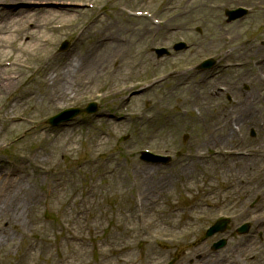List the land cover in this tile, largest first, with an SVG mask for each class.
I'll return each mask as SVG.
<instances>
[{"label": "rangeland", "instance_id": "obj_1", "mask_svg": "<svg viewBox=\"0 0 264 264\" xmlns=\"http://www.w3.org/2000/svg\"><path fill=\"white\" fill-rule=\"evenodd\" d=\"M255 1L260 3L254 5ZM25 4L22 2L12 4V0H0V9H21L23 6H29L32 12L42 11L45 15L53 17L64 9L72 12V19L65 25L61 19L48 22L51 26L59 24L62 27L49 29L48 43L42 49L45 55L53 51L61 58L73 56L71 54H74L75 50L82 51L85 46L94 42L95 33L102 30L105 31V35L113 34L127 42L133 40L136 45L130 55L135 62L141 60L148 62V59H151V62L144 69V73L135 80L141 82L138 85H132L133 82L127 79L125 83L118 82L113 93L108 95L103 94L104 88L97 93L71 97L56 109L33 115L27 125L11 133L4 145L0 146L1 157L11 161L16 152V144L32 131L44 128L52 134H59L62 130L72 127L71 125L76 127V144L69 145L57 155L51 165L55 170L60 171L62 176L60 186L65 189L62 199H70V203L65 205L59 202L55 205L40 206L37 213L39 221L36 223L25 218L24 231L29 235L27 242L21 244V240L18 239L16 242L21 244V247H15L9 253L0 249V264L62 262L73 264L75 258L79 259L76 264H96L100 260L104 262L101 264H119L121 260L130 264H166L171 260L175 263L177 260L175 264H182L183 257L189 255H192L193 262L187 260L185 264H224L225 261H228L225 264H229L232 258L236 260L232 264H264V219L263 214L261 215L264 206V159L259 156L262 149L257 145L264 143L262 136L264 127L260 123L256 124L258 127L254 129L259 131V137L252 140L250 128L240 121V118H245L250 113L255 114L253 120L256 123L264 121L262 101L264 82L257 83L255 80L260 76V72H264L256 68L257 61L261 60L257 59L258 55L264 54V48L260 45L261 40L264 39V0H35L29 5ZM237 5L250 6L252 8L250 14L240 20L227 23L225 9H232ZM167 7H170L168 14H166ZM137 11L148 12L150 15L140 17L131 14ZM147 23L149 26H146ZM164 23L166 27H159ZM145 27L148 31L142 30ZM88 29L92 32L90 35L85 33ZM34 30L31 27L28 31ZM64 40H68L71 45L65 51H60L59 46ZM181 40L190 48L179 52L173 51L172 45ZM160 46L170 48L171 54L158 57L155 48ZM215 55L224 56L220 58L222 64L244 60L247 64L242 69H229L227 74L196 69L201 60ZM243 56L247 57L243 58ZM28 65L29 68L24 70L25 76L38 78L41 73L40 64L31 61ZM13 67L15 71H20L17 66ZM203 73L206 75V81L217 83L213 93L206 91V88L200 84L194 87L193 82ZM178 74L184 75L177 77ZM144 82L148 83L143 84ZM191 85L199 101L190 100L192 96L188 88ZM245 85L250 86V89L253 88L252 91L255 93H261L258 98L262 103L256 104L254 109H250L249 105L244 106L246 108L233 109L236 102L229 101L227 95L235 99L242 98L245 91L241 87ZM226 86L229 88L226 89ZM143 93H146L144 97L134 100ZM163 96H167L164 101H162ZM92 101L97 102L99 106L95 114L83 113L66 125L58 127H52L47 122L48 118L66 108L85 107ZM158 102L167 106L166 110L162 109L161 112L170 118L169 124H162V119H157L155 126H152L151 122L145 123L137 119L138 113ZM202 102L211 108L207 109L206 114L198 111L204 106ZM3 104L4 102H0V109ZM154 112L153 106L150 113ZM197 114L203 117V124L206 125L219 123L221 120L231 122L230 128L234 130L240 148L245 149V153L250 157L254 155L261 158L259 164L248 167L250 172L243 183L233 182L230 177L234 174L227 171V165L216 163V158H225L226 162L234 159L224 150L229 145H234L233 142L228 143L224 139H219L220 134L213 137L216 138L213 142L216 148L205 149V155L200 160L202 166H187L189 161L187 157L194 152L195 143L205 138L202 128L191 121V117ZM182 116L188 120H181ZM152 130L158 131L155 139L140 140V136L149 135ZM100 133L107 136L106 144L94 152L92 157L96 163H99L107 154L113 153L114 158L123 166V177L129 182L132 172L128 162L132 158L140 166L157 165L169 175L175 174L179 169L194 173L193 189L189 190L188 187L192 186L194 181L188 183L182 175H179L178 182L171 187L170 195L154 211L157 214L152 216L151 213L157 225L160 224L159 220H166L169 216V221L182 226L181 229L184 230L182 234L161 236L142 230L137 214L129 212L130 207L135 203L133 199L137 196L136 191L127 187L118 188L116 193L102 194L101 204L107 216L97 224H91V229L83 232L85 241L80 251L86 250L85 260L80 261L81 257L74 253L71 255L75 249L63 239L68 231L66 226L73 221L83 223L88 220L86 214L84 217L78 216L80 214L77 201L84 196V191L92 181L101 185L111 180L108 177L97 179L95 168L83 169V163L91 156L88 144ZM185 135L187 139H184ZM27 146L34 148L35 145L30 143ZM142 150L170 155L171 162L168 164L145 162L141 160ZM108 165L109 169H115L116 162H109ZM42 176L44 179L46 174ZM65 176H68L67 182H63ZM224 181L240 187L248 185V188L256 192L257 197L249 198L248 195L241 196L240 194L243 193L237 192L233 195H217L214 201L210 202V196L206 197L205 190L207 191L210 186L226 189L227 185ZM74 187L79 192V196L75 198L71 196ZM110 187L115 189L114 185L108 186ZM41 198L40 204L45 200L44 195ZM96 209L94 206V210ZM64 211L68 216L66 214L63 216ZM220 214L235 215L229 227L230 231L203 241L202 236L206 229ZM244 222L252 225L248 234L237 235L235 231L232 232L235 226ZM41 234L54 245L48 252L29 250L27 248L29 242L37 240ZM222 236L228 239L226 247L213 251L212 243ZM120 248L121 250H118ZM245 248L252 253L248 255L243 252ZM22 251L27 252L23 260L20 258ZM146 252L149 253L148 261H145Z\"/></svg>", "mask_w": 264, "mask_h": 264}, {"label": "bare ground", "instance_id": "obj_2", "mask_svg": "<svg viewBox=\"0 0 264 264\" xmlns=\"http://www.w3.org/2000/svg\"><path fill=\"white\" fill-rule=\"evenodd\" d=\"M33 1L35 0H12V4L22 2L29 5ZM30 10L29 6H23L21 9H0V102H4L0 109V146L4 145L11 133L27 125L33 115H40L56 109L62 102L69 101L71 97H76L78 94L97 93L104 88L103 94L108 95L113 93L118 82L125 83L127 79L133 82L132 85H136L135 80L144 73V69L151 62V59H148V62L143 60L135 62L130 55L136 45L133 40L130 39L127 42L113 34L105 35V31L102 30L95 33L96 40L94 42L85 46L82 51L75 50L74 54H71L73 56L61 58L53 51L45 55L42 49L48 43L49 29L54 30L62 27L59 24L51 26L48 22L61 19L65 25L72 19V12L64 9L53 17L45 15L42 11L32 12ZM168 10L170 7H167L166 14H168ZM140 17H148V15L141 14ZM146 26L149 24L147 23ZM162 26L166 27L165 23L159 27ZM31 27L35 30L29 32ZM144 29L148 31V28L145 27L142 30ZM85 33L90 35L92 32L88 29ZM98 34L99 37H97ZM31 61L40 64L41 73L38 78L25 76L24 70L29 68L28 64ZM13 66L20 68V71H15ZM183 75L178 74L177 77H183ZM205 76L202 74L197 81L193 82V84L195 83L194 87L200 84L206 88V91L213 93L217 83L206 81ZM192 85L188 88L192 96L190 100L199 101ZM145 95L146 93H143L134 100L137 101ZM166 98L167 96H163L162 101ZM202 104L204 106L198 110L206 114L207 109L211 108L204 102ZM153 106L155 112L150 113ZM153 106L138 113L137 119L145 123L151 122L152 126H155L157 119H162V124H169L170 118L161 112L162 109L166 110L167 106L161 102ZM180 119L185 120L187 118L182 116ZM202 120L203 117L200 114L191 117V121L202 128V134L205 135V138L199 140L201 142L195 143L194 152L187 157L189 160L187 166H202L200 160L205 155V149H215L216 146L213 142L216 138L213 137L220 134L219 139H224L228 143L233 142L234 145H229L225 150L234 159L226 162L225 158H222L223 160L216 158V163L217 165L226 164L227 171L234 174L230 177L231 180L243 183L246 175L250 172L248 167L259 164L261 158L254 155L250 157L245 153V149L240 148L238 140L234 136V130L230 128L231 122L221 120L219 123L206 125L203 124ZM71 126L59 134H52L44 128L34 130L16 144L13 160H5L0 155V249H3L4 252L9 253L15 247L20 248L22 243L27 242L29 235L24 231L26 223L23 221L28 218L33 223L38 222L37 213L40 206L55 205L59 202L65 205L70 203V199H62L65 191L60 186L62 176L60 171L55 170L51 165L57 155L69 145L76 144V127ZM225 131L227 133L224 134ZM151 132L149 135L140 136V140L152 141L155 139L158 131L152 130ZM106 137L100 133L91 139L88 144V151L91 156L83 163V169L95 168L97 179L108 177L111 180L101 185L95 181L91 182L84 191V196L77 201L80 214L78 216L84 217L86 214L87 222L75 223L73 221L69 226H66L68 231L63 236L64 241L75 249L71 255L74 253L80 256V261L81 259L82 261L85 260L86 253L85 249L80 251L83 241H85L83 239L84 230H90L91 224H97L107 216L101 204L102 194L116 193L118 188L127 187L136 191L137 196L133 199L135 203L130 207L129 212L132 211L137 214L142 230L161 236H175L184 232L180 224L169 221V216L166 217V220H159L160 224L157 225V222L151 217V213L152 216L157 214L154 211L170 195L171 187L178 182L179 175H182L186 182L191 183L195 178L194 173H187L186 170L179 169L175 174L169 175L157 165L140 166L132 158L128 162V167L132 172V178L129 182L123 177V166L114 158L113 153L107 154L104 160L99 163H96L92 157L94 152L106 144ZM30 143L35 145L34 148L27 146ZM112 161L116 162L115 169H109L108 163ZM44 173L46 176L43 179ZM66 179L68 176L63 178V182H67ZM194 184L195 181L192 186L188 187L189 190L194 188ZM224 184L227 185L226 189L210 186L207 191L205 190L206 197L210 196V202L214 201L218 192H222L224 195L225 193L233 195L239 192L243 193L242 195H248L249 198H254L257 195L254 190L248 188V185L240 187L225 181ZM111 185H114L115 189L113 187L108 188ZM42 195H44L45 200L40 204ZM71 196L73 198L79 196L77 188L74 187ZM94 206H96V210H94ZM65 214L68 216L64 211L63 216ZM262 214L264 219V206L262 207ZM148 216L150 217L147 218ZM18 239L21 240V244L16 242ZM52 245L54 243L49 242L41 234L37 240L30 241L27 248L48 252ZM247 249L245 248L243 252L248 255L252 253L251 250ZM26 253L22 251L21 260L25 258ZM148 255L149 253L146 252L145 261H148ZM78 260L75 258L73 264H76ZM187 260L193 262L192 255L183 257L182 264H185ZM226 262L228 261H225L224 264ZM234 262L236 260L232 258L229 264ZM101 263H104L103 260L96 262V264ZM57 264H71V262ZM119 264L130 263L121 260Z\"/></svg>", "mask_w": 264, "mask_h": 264}, {"label": "water", "instance_id": "obj_3", "mask_svg": "<svg viewBox=\"0 0 264 264\" xmlns=\"http://www.w3.org/2000/svg\"><path fill=\"white\" fill-rule=\"evenodd\" d=\"M241 14H242V13H241ZM231 17L233 18V17H235V16H231ZM67 45H68V44L65 43V44L62 46V49H65V48L67 47ZM211 63H212V61H208V62L205 63L204 66H207V67H208L209 65H211ZM86 110L89 111V112L94 111V110H95V105H94V104H91L90 107L87 108ZM80 111H81V110H79V109H71V110H67V111H65L63 114H61V115H59V116L53 118V119L51 120V122L54 123V124H57V123H59L61 120L71 119L73 116L77 115ZM220 228H223V227L221 226ZM218 229H219L218 227H214L213 229H211V230L209 231V233H213V232L217 231ZM220 245H221V243L217 244L216 246H220Z\"/></svg>", "mask_w": 264, "mask_h": 264}]
</instances>
